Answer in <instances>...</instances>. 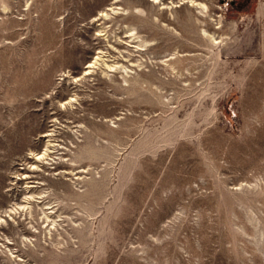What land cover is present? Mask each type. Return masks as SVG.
<instances>
[{
  "label": "rangeland",
  "instance_id": "1",
  "mask_svg": "<svg viewBox=\"0 0 264 264\" xmlns=\"http://www.w3.org/2000/svg\"><path fill=\"white\" fill-rule=\"evenodd\" d=\"M0 264H264V0H0Z\"/></svg>",
  "mask_w": 264,
  "mask_h": 264
},
{
  "label": "bare ground",
  "instance_id": "2",
  "mask_svg": "<svg viewBox=\"0 0 264 264\" xmlns=\"http://www.w3.org/2000/svg\"><path fill=\"white\" fill-rule=\"evenodd\" d=\"M152 1H155V2H157L158 0H152ZM102 13L103 14H106V12L105 11H102ZM92 65V62H89V64H88V66L87 67H90ZM42 156V153L41 152H39V153H36V157L37 158H39V157H41ZM35 168V166H33L32 167V169H34Z\"/></svg>",
  "mask_w": 264,
  "mask_h": 264
}]
</instances>
